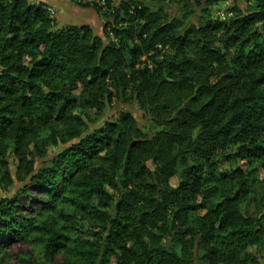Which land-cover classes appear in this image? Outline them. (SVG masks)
<instances>
[{
  "label": "trees",
  "instance_id": "trees-1",
  "mask_svg": "<svg viewBox=\"0 0 264 264\" xmlns=\"http://www.w3.org/2000/svg\"><path fill=\"white\" fill-rule=\"evenodd\" d=\"M113 1L80 6L99 36L0 0V193L28 178L0 199V264L12 243L35 252L14 264H264V0L226 21L209 12L225 0ZM114 102L155 129L94 127Z\"/></svg>",
  "mask_w": 264,
  "mask_h": 264
},
{
  "label": "rangeland",
  "instance_id": "rangeland-1",
  "mask_svg": "<svg viewBox=\"0 0 264 264\" xmlns=\"http://www.w3.org/2000/svg\"><path fill=\"white\" fill-rule=\"evenodd\" d=\"M69 1V0H68ZM119 2V0H115L113 1V3ZM72 3V2H71ZM252 3V0H225V1H221L218 4H214L209 6V12L211 14V18L212 19H217V20H221V21H226L230 16L227 14V8L230 5H237L239 6L241 9H246V7H248L250 4ZM74 4V3H72ZM75 7L80 8V6L74 4ZM82 8V7H81ZM50 9V8H49ZM85 8L81 9L84 10ZM51 10V9H50ZM51 12L54 14V11L51 10ZM82 13V11H81ZM85 13V18H83L82 16H79V18H77L74 22L67 24L62 22L61 20L58 21L57 19H55L56 24L55 26L57 28H79L81 26H88L89 28H91L95 34L101 36L103 35V15H101L100 13L98 14L94 9H89V11H84ZM78 16V15H77ZM55 17V14H54ZM194 20V19H193ZM110 38L113 40V38L111 37V35H109ZM164 52V51H163ZM164 55V53H161V56ZM144 61V59H143ZM121 113H128L130 114L137 122L138 127L140 129H143L145 132H151L155 129V124L151 123V121H149V119H147L146 114L143 112V110L141 109V107L138 105V103H133V102H128V103H124L121 104L120 102H114V104L109 105L103 112L102 115H98L96 114V112L92 113L90 112V118L94 119L96 117L99 116V118L95 119V123H94V127H100L103 125L104 122L106 121H114L118 118V116ZM93 126V125H91ZM50 155L51 152H50ZM9 162H10V166H11V170H12V174L15 175L16 172V160L14 159V157L11 155L9 157ZM42 160H40L39 158L36 161V167H40L42 164ZM261 178H263V174H261ZM28 178H25L24 180H17L15 178L14 180V184L13 187L8 190L7 192L3 191L0 193V199L3 198H13V197H19V194L21 193L22 188L26 185ZM27 200H32L29 203H27V201L25 202L23 199L21 200V206L22 209L26 208L27 211H23L21 208L19 209V215L21 216H26V217H32L31 212L33 210H40L41 206L40 204L36 201L34 202L33 198H42V194L37 192L36 190L31 189L29 194H27L26 196ZM76 224L74 225L76 228L74 229L75 233H77V235L81 234L84 235L85 232L87 231L89 224L88 221L86 220H80L77 219L75 220ZM8 253L10 255V262L11 264H14L15 262L18 261L19 257H21L22 255H28L31 256L33 255L35 252L33 250L32 247L27 246V245H22L19 243H12L8 245ZM51 260L55 263V264H62L65 261V255L64 254H57V253H53L51 254Z\"/></svg>",
  "mask_w": 264,
  "mask_h": 264
},
{
  "label": "crops",
  "instance_id": "crops-1",
  "mask_svg": "<svg viewBox=\"0 0 264 264\" xmlns=\"http://www.w3.org/2000/svg\"><path fill=\"white\" fill-rule=\"evenodd\" d=\"M31 1L34 3H39L47 6L52 11H54L55 19H57L58 21L61 20L62 22L67 24L74 22L77 18H79V16L85 18L86 16L84 11H89V9L81 10L83 8L75 7L74 4H72L68 0H31Z\"/></svg>",
  "mask_w": 264,
  "mask_h": 264
},
{
  "label": "built area",
  "instance_id": "built-area-1",
  "mask_svg": "<svg viewBox=\"0 0 264 264\" xmlns=\"http://www.w3.org/2000/svg\"><path fill=\"white\" fill-rule=\"evenodd\" d=\"M70 2L81 6V5H85L88 3H93L94 5L99 6L100 8H102L103 12H108V10L106 9V0H69Z\"/></svg>",
  "mask_w": 264,
  "mask_h": 264
}]
</instances>
